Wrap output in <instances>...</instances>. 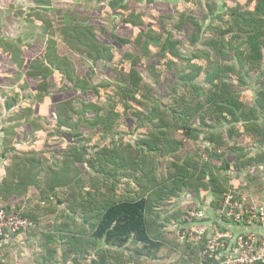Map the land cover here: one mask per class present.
Returning a JSON list of instances; mask_svg holds the SVG:
<instances>
[{
  "label": "trees",
  "instance_id": "obj_1",
  "mask_svg": "<svg viewBox=\"0 0 264 264\" xmlns=\"http://www.w3.org/2000/svg\"><path fill=\"white\" fill-rule=\"evenodd\" d=\"M123 1L109 0V14H120L121 12L118 10H123L121 8L125 10L128 2L124 4ZM132 1L139 2L141 0ZM144 2L149 3L150 8H155L156 4L154 0H144ZM226 4L228 5V9H230V12L226 10V13H230V20L228 21L231 22L230 27L219 28L210 25L202 27L201 24L198 25V19L196 20L197 22H193L197 28H205L206 31L211 27V30L208 31L210 33L213 32V35L217 32V37H215L214 41L205 39L204 43L210 48L215 46L218 49L216 54L210 53L209 48H207L206 50L202 49L188 55L186 60L188 66L192 62H196L198 56L202 59L205 57L209 58L203 61L204 68L207 62H211L212 66H215L212 74H208L206 78V90L201 93L204 98L200 100L201 94L197 97L196 93H194V96L197 97L193 100L195 103L186 102L183 95L182 100H179V92L176 87L179 86V81L180 83L189 84L193 91L199 89V82L191 79H188V81L182 80V82L178 80L181 77L180 73L175 72L174 69L176 64L174 54L164 51L159 46V41L156 38L151 37L149 39L143 36L142 39L147 43L145 49L138 44V53L134 52V54L131 53L133 56L128 55L124 57L123 55L128 54V52H125L122 55L123 58L119 56L115 58V52L118 53L120 50V48L117 49V46L125 45L126 48L130 46V40L125 38L122 33L128 29L134 32L140 27V24L138 25L131 21L121 20V22L115 25L112 33L101 28L102 37L97 39L88 27H86V30H79L75 27L69 28L63 24L62 28L65 33L62 35V40L63 43L65 41L68 42L66 49L58 51V48L52 45L55 58L36 59L28 63V66H31V70H36L37 72L34 71V74H29L27 79L23 80V84L29 83L28 78H31V81L34 82L38 81L37 84L41 88L39 91H44L42 94L39 93V102L45 105V102L51 98L52 101L57 103L53 111L57 113L58 118L53 119L51 117L53 119V127L50 126L48 130H45L46 127H43V130H45L44 134L46 133L43 136L46 137L41 139V146L44 142L48 143L47 141H49L51 135H54L55 130L65 134L68 141H73V136L84 133L85 130L82 128L86 129L87 132H91L94 129L99 130L100 135H96L95 139L102 135L104 136L107 128L112 126V123L117 118L116 116L120 114L118 110L128 107L129 104L126 103L133 102L135 104L133 118H128V121L135 124L137 130L141 129L138 131L143 136L151 133L153 138L149 140L143 138V140H135L134 143L130 144L127 155L117 151L110 144L100 145L92 142L95 156L88 154L86 150L80 148L83 153L79 157L76 155L73 160H76L78 164L87 161L93 173H99L101 177L105 178L106 175H109L106 168H100L98 172L93 167L96 161L98 163L109 164L112 167L114 166L115 169L140 168L144 157L143 146L147 148L145 149L146 152L154 153L151 160L158 161L160 159L158 162L159 168L164 166L162 165L164 162L162 157L170 159L168 160L169 163H167L169 164L167 165L168 167L165 166L164 168H166L165 173H167L171 181L166 183L167 180H165L160 188H153L154 193L159 194V192H163L165 196L156 194L157 197H155L149 194L147 198L143 196L131 198L126 195H106V197L101 195L100 201L96 204L93 202V205L91 203L93 201L92 198L97 200V197L86 196L85 200L87 201H72L73 204L68 206V217L73 218L75 215L87 218V223L90 225L92 233L89 238H82L81 234L78 233L70 234V237L68 236L67 239L69 245L67 250L71 252L78 249L77 247L82 248L84 245L82 241L84 239H90L93 242L99 241L98 246H96L95 255H92L89 264L107 263L110 261L107 253L109 246L120 248L130 241L134 244L142 245V248L137 250L138 257L142 255V250L156 255L155 252L157 253L164 246V243L161 240L163 238L156 234L152 228L153 223L149 214L151 209L150 200L152 198L157 199V202L162 205L164 203L162 201L168 197L170 200L168 199V202L163 205L170 206L171 201L175 199L174 195L176 192L180 194V191L186 188V192L193 197H197L200 203L205 199L207 192H211L213 196L212 204L214 205L217 204L223 195L228 193H238L248 200H255L246 194H242L243 192H237L240 188L233 185V182L236 180L231 179L230 173L246 170L251 177H254L256 173H254L255 168H252V165L264 164V154L258 155L255 158L248 157V153L252 151L257 143L264 142V70L260 69L254 72L250 69L246 71L244 68L246 61L243 60L244 50L236 53L235 60L233 52L236 50L232 46V40L234 38L247 37L246 41L248 43L251 42L252 46L260 49V52L256 53L257 57L263 53L264 0H229ZM248 16L250 22L246 24V17ZM216 17L219 20L221 18L219 15ZM133 19L145 20L146 15L138 14ZM71 37L77 43H80V50H83V47H87L89 51L84 49L86 53H89L90 50L92 51V55L89 54L88 56L94 58L96 63L100 61L111 63L99 71L102 77H100L101 80L94 81L93 78L92 81L88 67L87 69H82L81 65H79V59L75 56L78 53L72 50L73 48L78 50V48H76L74 41L70 40ZM133 43H135V39ZM226 49H229L232 59L236 61L235 67L239 71V76H233L235 72L231 69L232 64L224 63V60L228 59ZM154 65L160 69L155 84L156 94L159 93L160 96L152 101L151 108L146 112L147 95L140 90H134V87L129 86L128 82H130L131 76L134 74L133 69H135V72H138L142 68L153 67ZM195 65L197 69L192 67V70L188 72L189 75L190 73L192 74L191 77L199 72L198 65ZM91 70L94 71L92 68ZM225 70L229 71V73L231 72L229 78L221 74ZM168 75L169 77L171 76L169 88L173 85L174 90H170L169 93L165 94L163 91L160 92V88L169 81ZM87 82L90 84V88L85 86ZM53 83H55L57 88L52 90L53 92H50V85ZM64 85L71 86H66V90H61ZM243 85L246 88H242ZM164 98L172 99L171 103L163 104ZM120 101L125 102V104H121ZM74 102L79 103L81 111L76 121L71 116ZM40 108L43 109L45 107ZM229 114L234 117L241 116L244 123H240L238 120V123L233 121L225 126L228 122L227 116ZM250 116L251 118L259 119V123H262L258 129V125L254 121L248 122L252 124L250 126L245 124L247 123L246 118ZM144 123L147 125H144ZM234 123L237 127V129L235 127V132L232 129ZM192 124H196L197 128L194 126V129ZM156 126L159 130H153ZM155 136H158L157 140L154 139ZM187 138L198 141L199 146L204 143L207 146L201 147L200 151L199 149L194 150L192 147L187 148L184 144ZM160 139L164 141L163 146L158 143ZM222 149L226 151L224 154H219L217 151ZM191 150H194L193 156L185 157V152L192 153ZM234 151H238L239 153L237 152L236 154ZM203 153L207 154L209 160L203 158ZM226 154H234L235 156L233 155V158L229 159L225 156ZM245 156L247 157L245 158ZM20 158L22 159L23 156ZM26 161L28 163V158ZM29 161H33L29 162L32 166L34 163L41 164L40 159H31ZM74 166L77 167V164ZM30 169L25 164L19 162L14 164L12 168H6L1 189L4 190L7 198L14 195L20 197L28 190L30 185H34L40 189V181L36 179V176L34 177ZM75 169L77 171L74 175L63 176L60 174L56 185L71 187L69 186L70 183L75 182L74 184L81 188L78 184L83 178L79 174L81 169ZM56 185H52V188ZM81 186L83 187V184ZM263 200L255 201L262 202ZM94 205L97 208H94ZM3 207L8 212H13L9 206ZM190 208H202V206L198 202L191 201L186 207L176 208L174 217L169 220L186 216V210ZM20 214L26 216L21 212ZM29 219L32 222L34 220L32 217ZM166 238L180 251L183 264L197 261L198 251L196 246L190 244L182 245L171 237L167 236ZM3 239L0 238V242ZM74 243L78 245L73 246Z\"/></svg>",
  "mask_w": 264,
  "mask_h": 264
},
{
  "label": "rangeland",
  "instance_id": "obj_2",
  "mask_svg": "<svg viewBox=\"0 0 264 264\" xmlns=\"http://www.w3.org/2000/svg\"><path fill=\"white\" fill-rule=\"evenodd\" d=\"M189 1V2H187ZM204 1L209 0H180V3L178 5H175L174 3L169 2V0H162L159 1L154 7L150 8L147 6H139L135 5L132 0H124V4L127 3V7L129 8V11L124 8H121L123 10H118L120 13L119 16L114 18V14L110 15L105 12H100V14L96 15V18L94 22L96 24H99L96 22V19L98 18L101 22H104L102 25H97L98 27L97 32H101L102 29H105L108 32H113L112 30V24L111 19L114 18V23H118L121 20L125 21H131L135 24H140V31L136 29L134 32L131 29L126 30L124 33L125 38L130 40V46L126 48L125 45L117 46V49L120 48L119 52H115V58L119 56L120 58L125 52V56H131L134 52L138 53L139 48H137L138 44L142 46V48L147 47L146 41H144L143 36L146 38H156L159 41V46H161L164 51L173 53L174 59H175V72L180 73V77L178 80L182 82V80L188 81V79L196 80L199 82V86L202 87V89L197 90H191V86L187 83H180L178 81L179 86L176 87L177 91L179 92V100H182V95L184 97V100L186 102H192L195 103L193 100L201 93H203L204 90H206V78L208 77V74H212L213 69L215 66H212L211 62H207L204 68L203 61L208 60V57H205L204 59L200 58L198 56V60L196 62L190 63V66L187 64V58L188 55L191 53H196L199 50H206L209 48L210 53H217L218 49L215 46H212L211 48L205 45L204 40L208 39L211 41L215 40V37H217V32L213 35V32L210 33L211 27L205 30V28H197L196 24L194 26L193 22L198 19V25L201 24L202 27H207V25L213 26V27H219V28H228L230 27V23L228 22L230 20V13H226L227 11L222 12L219 16H221L220 20L216 17L215 14L211 13L210 9L212 10V4L207 7L204 6ZM89 3L87 2L86 5ZM209 4V3H208ZM150 5V4H149ZM93 8V6H92ZM131 8H135L137 10V15L143 14L146 15V19H133L137 15L133 12L134 10ZM230 9H228V12ZM213 15V16H211ZM64 16H59V19H63ZM80 18H92L91 13H80ZM62 22V20H61ZM197 22V21H196ZM250 22L249 16L246 17V24ZM102 28V29H101ZM57 31V34H61L59 37L62 39L63 33H65L64 29L62 27H57L55 29ZM55 31V32H56ZM135 39V43H133ZM71 41H74L75 46L77 49L73 48L72 50L76 51L78 55L75 56L78 57V63L81 65L82 69H89L90 78L92 77V81L94 78V81L101 80V76L99 74V71L103 70V68L111 63L109 62H98L94 60V58L89 57L88 55L91 54V50L89 53H86L85 50H88L87 47H83V50L81 49L80 43H77V41L71 37ZM147 40V39H146ZM245 40V41H244ZM247 37L243 38H234L232 40V46H234L233 55H235L236 60V53L238 51L244 50L243 60H245V70H252L256 72L257 70L263 69L264 70V51L263 53L257 57L256 53L260 52L259 48H255L252 46L251 42H247ZM242 41V42H241ZM133 44H136L133 46ZM67 46V45H66ZM83 46V45H82ZM52 47V45H51ZM239 47V48H238ZM238 48V49H236ZM85 49V50H84ZM138 49V50H137ZM89 51V50H88ZM226 52L228 54V59L224 60V63L232 64L231 69L233 70L234 75L233 76H239V71L236 69L235 64L236 61L232 59V55L229 52V49H226ZM130 53V54H129ZM153 53V52H152ZM75 54V53H73ZM92 55V54H91ZM133 56V55H132ZM123 58V57H122ZM131 59V58H130ZM168 62V59H167ZM198 62V63H197ZM198 65V70L196 75H193L191 77L188 74L189 71L192 70V67L197 69L195 64ZM168 64V63H167ZM205 64V62H204ZM185 66H187L185 68ZM182 67V69H180ZM94 69V71L91 70ZM180 69V71H178ZM159 68L155 67V65L152 67H146L142 68L141 70H138V72H135V69H133L134 74L131 76L130 82H128L129 86H133L134 90H140L144 94L147 95V106L145 107V111L148 112L149 108H151L152 101L159 97V93L156 94V81L159 76ZM88 72V71H87ZM250 72V71H249ZM253 72V73H254ZM178 73V74H179ZM225 77L229 78L231 75V72L229 71H222V73ZM101 77V78H100ZM169 77V75H168ZM232 78V77H231ZM240 78V77H238ZM171 76L169 77V81L160 88V92L163 91V93L167 94L170 90H174V87L169 88V82H170ZM66 86L71 85H64L61 90H66ZM85 86L89 87L90 84L87 82ZM258 87V86H257ZM56 85L55 83L50 85L51 90H55ZM90 88V87H89ZM169 88V89H168ZM242 88H246L245 85H243ZM194 93H196V96H194ZM151 98V99H149ZM204 96L202 94L200 95V100H202ZM27 101H30V98H26ZM172 99L164 98L162 103L167 104L171 103ZM121 104H125V102L120 101ZM129 104L128 107L119 109L118 116L115 119V121L112 123V126H109L106 130L105 135L98 137L95 139L94 137L96 135H100L99 130H92L91 132H87L86 129L82 128L84 133L73 136V141H68V139L65 138V136L62 137V133L60 131H56L58 137L55 139L56 141H49L50 145L52 144L53 147L49 146L46 147H39L37 148V152L44 153V152H51L53 153L49 156L47 155L48 159L45 157H39L37 159L41 160V163L43 165H47L52 163L54 160L58 166L64 165L63 161L65 163H68V167L65 171H69V173L74 175L76 173L75 166L77 161L73 160L76 155L81 156L83 153L82 150H86V152L90 155H94V148L92 146V142H95L97 144H110V146H114L117 151L123 152L125 155L129 152L130 144L134 143L135 140H149L153 138L152 134L148 135H142L138 130L136 129L135 124L128 121V118H133V109L135 107V104L133 102L126 103ZM79 103L74 102L73 103V112L71 116L73 117V120L76 121L77 116H80V107ZM142 111V110H141ZM143 114V113H142ZM4 115H7L4 113ZM9 115V114H8ZM264 116V114H263ZM72 120V119H71ZM228 122L225 126L229 125L231 122L235 123H244L241 119V116H233L229 114L227 116ZM239 120V121H238ZM248 126L252 125L248 122H256L257 129L259 128V125L262 123H259V119L246 118ZM238 121V122H237ZM232 126L233 131L235 132L236 124ZM144 125H147L144 123ZM193 125V124H192ZM196 127V124H194L192 127ZM45 127V126H44ZM194 128V129H195ZM237 129V127H236ZM153 130H159L157 126ZM261 130V129H260ZM260 133V132H259ZM257 133V134H259ZM143 138V139H142ZM66 139V140H65ZM155 140L158 139V136H155ZM65 140V141H64ZM76 140V141H75ZM68 141V142H67ZM70 142V143H69ZM159 145L163 146L164 141L161 139L158 141ZM185 147L190 148L192 147L195 149H201L203 146H207L205 143L199 146V142L195 141L193 139H185L184 141ZM60 146V147H57ZM76 146V147H75ZM144 147V157L141 161L140 168H124V169H115L114 166H109V164L104 163H98L97 161L94 163L93 167L99 172L100 168H106V171L109 175H106L105 178L101 177L99 173H93L92 170L89 168V163L85 159V163H81L80 167L81 172L79 173L81 175L82 181L78 184L81 188L76 186L72 182L70 183L68 188H55L53 190H48L47 186L51 188V185H43L42 183L48 182V180L40 181V185L42 186L40 189L37 188V192L35 190V197H32L30 201V205L25 208H17L16 211L19 213H23L26 216L32 217L33 224L28 226L26 228V234L21 235V237H18L16 240L10 239V241L5 243L4 248L1 249V254H5L3 262L5 264H12L14 262H22V263H37V264H89L90 259L92 258V255L95 253V250L97 249L96 246H98V240L91 241L90 239H84L82 243L84 245L81 247H77L78 249H75L73 251H66L67 247L69 246L67 243L68 236L70 237V234L72 233H78L81 234L82 238H89L91 237L92 230L89 227L90 225L87 223V218H84L83 216L78 217L75 216L73 218L68 217V211L71 204H73L72 201H87L85 200L86 196H95L97 197V200L92 198L93 201L91 202L93 205L100 201L101 195H104L106 197L109 195L112 196H121L126 195L131 198L139 197V196H149V194H152V196H156V192H153V188H160L161 185L164 184L165 180L166 183H169L171 180L168 177L167 173H165L166 168L168 167L167 163H169L167 157L163 158V164L164 166H161L159 168V161H153L151 158H153L154 153L153 152H146ZM63 148H67L69 151H67V156L61 157L59 154H61L60 150ZM81 148V149H80ZM163 148V147H162ZM194 150L188 153L185 152V157L193 156ZM249 150V149H247ZM226 150H218L217 152L219 154H224ZM222 152V153H221ZM235 152V151H234ZM238 151L235 153L237 154ZM239 153V152H238ZM13 154V151L11 152ZM251 154V155H250ZM264 154V142L257 143L252 151L248 153V157L255 158L258 155ZM234 154L225 155L229 159L233 158ZM203 158L206 160H209V157L206 153L202 154ZM235 156V155H234ZM9 162L8 166L12 168L14 162L12 161L14 157L11 155L9 156ZM247 156H245L246 158ZM89 160V158H87ZM63 163V164H62ZM41 164V165H42ZM31 165V164H30ZM109 166V167H108ZM252 168H255L254 177H251L250 174L247 173L246 170L242 172H232L230 173V177L233 180H236L233 182L234 186L239 187L240 189L237 192H240L242 194H246L247 196L254 198L255 200H261L264 199V164H256L255 166L252 165ZM38 168H40L38 166ZM172 170V168H170ZM170 171V170H169ZM249 175V176H248ZM83 184V187L81 186ZM104 187V188H103ZM52 189V188H51ZM186 189V188H185ZM104 192V193H103ZM209 192H207L208 194ZM164 195L163 192H159L157 195ZM179 195V192H176V194L173 196L174 198H177ZM192 196V195H191ZM207 196V195H206ZM170 197V198H173ZM197 202L200 206H202L200 203V200L195 197ZM168 197H166L162 202L165 204L168 202ZM170 200V199H169ZM175 200V199H174ZM60 201V202H59ZM150 217L153 223V229L155 231L160 230L159 223L164 220V223L166 224L167 220L174 217V211L176 210V207L174 206L175 201H171V205H161L157 202V199H151L150 200ZM0 206H5L4 203L0 202ZM174 206V207H173ZM94 208H97L96 205H94ZM163 216V217H162ZM29 217V218H30ZM160 217V222H159ZM86 219V220H85ZM161 219H163L161 221ZM49 237V238H48ZM52 237V238H50ZM62 238V239H61ZM6 240V239H5ZM16 242L15 244L13 242ZM102 243V242H101ZM103 244V243H102ZM71 245V244H70ZM74 245H78L77 243H74ZM129 249L136 248V250H139V248H142L141 244H134L133 242H128L125 245ZM166 246V245H164ZM162 246V247H164ZM124 247V248H126ZM168 247V246H167ZM120 251L118 250L117 253H114L116 256ZM0 254V257L2 255ZM167 255L172 258V253L167 252ZM167 256V257H168ZM138 259V258H137ZM115 262L117 264H127L129 261L126 259V254L124 252L121 253V255H117L115 257ZM136 262V261H135ZM164 264V263H163ZM166 264V263H165Z\"/></svg>",
  "mask_w": 264,
  "mask_h": 264
},
{
  "label": "crops",
  "instance_id": "obj_3",
  "mask_svg": "<svg viewBox=\"0 0 264 264\" xmlns=\"http://www.w3.org/2000/svg\"><path fill=\"white\" fill-rule=\"evenodd\" d=\"M154 1L155 4H157L162 0ZM87 2L89 3L88 5H86ZM169 2L178 5L180 0H169ZM228 2L229 0H209L208 2L204 1V6L207 7V5L210 6V4H212L213 9H210V11L217 16L228 10V5L226 4ZM108 3L109 0H0V202L4 203L5 206H9L12 211H16L17 208L28 207V205H30L29 200L35 197V190L37 192V188L34 185H30L28 190L20 197L14 195L7 198L1 186L6 168H11L8 166L10 160L8 155L14 157L12 160L14 164L19 162L25 164L27 168H31L30 172L33 173L34 177L36 176L37 180H48V182L42 184L51 185V188L52 185L57 184L60 174L63 176L70 175L69 171H65L66 168H69L68 163L66 164L65 161H63L64 165L60 164V166H58L54 160L47 165L34 163L32 166V164L30 165L29 163L33 162L29 161L31 159L37 160V158L41 156L47 158V155L50 156L52 153L53 155L55 154L54 151H47L43 154H39L37 148L41 147V139L46 137L43 136L45 130H48L50 126L53 127V119L58 118V116L57 113L53 111L57 103L52 101L51 98H49V101L47 100L45 102V105L39 102V93L42 94L44 91H39L41 88L37 84L38 81L34 82L31 81V78H28L29 83L26 85L23 84V80L27 79L29 74L37 72L36 70H31V66L29 67L28 63L36 59L55 58L56 56L52 51L51 45L56 46L58 51L60 49H66L68 42L65 41L63 43V40L59 37L61 34L58 36L55 30L57 27H62L63 24L69 28L75 27L79 30H86V27H88L91 29L90 32L93 33V36L95 35L96 39L101 38V32L98 33L96 28L98 27L97 25H102L104 22H101L97 18L96 22L99 24H96L94 20L96 15L100 14V12L107 11V13H109L110 9ZM133 3L139 6L144 5L150 7L148 5L149 3L144 2V0L139 2L133 1ZM127 10L129 11L128 7ZM133 10L137 15V10L135 8ZM80 13H91L92 18H88L87 20L86 18H80ZM138 13L140 14L139 11ZM119 15L120 14L115 13L112 16L116 18ZM59 16H61V18L62 16L64 17L63 19H59ZM114 18L111 19L112 31H114V27L117 24L114 23ZM94 41L96 42V40ZM49 90L50 92L52 91L51 89ZM27 97L30 98V101H27ZM40 107L45 108L41 109ZM4 113L7 115H4ZM51 119L52 121H50ZM44 126L46 127L45 130H43ZM56 134L57 132H54V135H51L49 141H56L55 139L58 137ZM44 135H46V133ZM63 136L67 139L65 134H62V137ZM49 141H47L48 143L44 142L42 147H53L52 144L50 145ZM12 151L13 154H11ZM67 151H69L67 148H63L60 150L61 154L59 155H62L61 157L67 156ZM21 156H23L22 159L20 158ZM27 158L28 163H26ZM38 166L40 168H38ZM80 167L82 166L77 163V167L75 168ZM41 187L40 185V188ZM58 187L68 188L56 185L52 189L47 186V189L53 190ZM206 195L201 205L202 208L209 213L211 211L213 196L211 192ZM143 197L147 198L148 196L143 195ZM174 201V206L176 208L186 207L191 201L197 202L196 198L188 194L185 188L180 191V194ZM214 218L215 217H212V219ZM162 220L163 219H161V221ZM167 221L170 222L172 220ZM159 224L164 225H161V227L159 225L160 230H154V232L163 238L161 240L166 246L161 247L157 253L155 252L156 255L142 250V255L138 257L136 248L133 250L126 246L120 248L109 246L107 248V253L110 261L105 264H117L115 262V257L121 255L122 252L126 254V259L129 261L127 264H183L180 251L166 238L170 236L167 235V227L164 220ZM248 228L260 231L256 226L234 227L235 230ZM25 230L26 229L15 232L4 238L0 242V254L1 249L4 248L7 241L9 242L10 239L16 240L18 237H21V235H25ZM172 239L176 241L174 236ZM13 243L15 244L16 242L14 241ZM118 250L120 254L115 256L114 253H117ZM167 252L172 253L173 257L170 258ZM1 255L0 264H5L6 262H3V260H5V254L3 253ZM93 255H95V253ZM12 264L26 263L14 262Z\"/></svg>",
  "mask_w": 264,
  "mask_h": 264
},
{
  "label": "built area",
  "instance_id": "obj_4",
  "mask_svg": "<svg viewBox=\"0 0 264 264\" xmlns=\"http://www.w3.org/2000/svg\"><path fill=\"white\" fill-rule=\"evenodd\" d=\"M186 214L168 222L166 232L182 245L197 247V261L190 264H264V200L228 193L212 204L209 213L190 208ZM32 224L27 216L0 207V238ZM236 226H256L260 231L235 230Z\"/></svg>",
  "mask_w": 264,
  "mask_h": 264
}]
</instances>
